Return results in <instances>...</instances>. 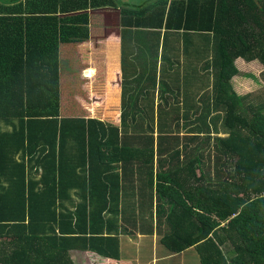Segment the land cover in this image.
<instances>
[{
	"label": "trees",
	"instance_id": "obj_1",
	"mask_svg": "<svg viewBox=\"0 0 264 264\" xmlns=\"http://www.w3.org/2000/svg\"><path fill=\"white\" fill-rule=\"evenodd\" d=\"M2 1L0 264H88V252L128 264L120 253L126 232L118 229L119 164L151 154L153 166L155 131L163 143L164 120L95 117L107 105L85 95L90 82L82 74L93 65L82 53L90 37L100 36L88 29L99 14L106 34L165 30L183 34L185 48L184 38L205 36L215 106L223 97L222 119L172 120V143L187 148L170 152L181 165L157 188V217L138 219L151 220L148 233L156 228L172 254L194 248L200 264H264V90L256 99L230 85L240 73L237 58L264 67V0H155L121 9L115 0ZM68 58L72 64L61 67ZM140 142L153 147L127 149Z\"/></svg>",
	"mask_w": 264,
	"mask_h": 264
},
{
	"label": "crops",
	"instance_id": "obj_2",
	"mask_svg": "<svg viewBox=\"0 0 264 264\" xmlns=\"http://www.w3.org/2000/svg\"><path fill=\"white\" fill-rule=\"evenodd\" d=\"M115 1L118 9H121L142 7L155 0ZM89 21H93L88 26L90 34L92 35L93 29L101 33L95 41L90 37L89 45H84L83 60L93 66H89L83 72L82 82H90L88 91L85 90L87 97L96 102L103 101L102 103L107 105L104 110L98 112L100 115L95 117H109L110 103H116L117 118L120 119L121 115L124 117L125 114L130 124L131 120L135 119L164 120L163 143L158 140L160 137L158 127L155 131L153 166L151 154L144 160L131 158L126 163L119 164V173L122 177L119 214L122 218L118 229L120 232H126L119 238L121 257L128 264H158L161 261L170 263L178 259L185 262L187 253L195 250L194 248L172 254L161 244V237L156 228L154 235L148 233L152 228L151 220L145 218L147 220L140 221L138 217L150 216L152 213L157 217L160 200V192L157 188L167 186L165 178L168 177V173L170 174L171 168L181 165L179 161L171 158L170 152L187 148L185 144L176 147L172 143L171 136L176 134L172 120L224 118L222 96L218 99L219 105L215 106L216 70L203 64L204 43L207 39L198 34L184 38L189 44L184 47L186 63L183 66L181 59L173 56L179 50L178 42L175 43L174 40L178 41L179 36L183 34L169 33L165 30L158 32L122 29L117 33L106 34L105 17L99 14ZM68 47L74 49V52L80 50L77 44H68ZM157 55L160 56V61L158 67H155ZM164 55L170 56L166 65L162 62ZM61 64H63L61 67H65L72 63L68 58L67 61L62 60ZM234 64L240 73L230 80L233 92L240 95L251 94L252 91L249 90L251 84L247 76L252 77V73L248 71L253 68L263 71V65L258 61L247 62L242 58H237ZM243 71H247L246 77L240 78ZM61 82L72 81L62 76ZM262 89L264 86L260 90ZM129 132L137 134L133 125ZM220 132L223 133L221 127ZM180 133L186 136L184 128ZM152 147V144L140 142L129 144L127 149L135 154L139 149L151 150ZM201 147L203 150L202 143ZM152 171H154V187L151 180ZM156 220L157 218L155 224ZM124 253L127 259L124 258ZM84 256L88 264H109L107 258L92 252Z\"/></svg>",
	"mask_w": 264,
	"mask_h": 264
},
{
	"label": "rangeland",
	"instance_id": "obj_3",
	"mask_svg": "<svg viewBox=\"0 0 264 264\" xmlns=\"http://www.w3.org/2000/svg\"><path fill=\"white\" fill-rule=\"evenodd\" d=\"M8 1H10V0H3L2 2L5 3ZM174 42L175 43L178 42L179 50L176 51L173 56H175L177 59H181L182 65L185 66L186 57L184 55L183 41L179 39L178 41L174 40ZM205 47L208 49V51L206 53H204L206 56L204 57V63L203 64H204V66L212 67L213 66L212 42L208 41L204 45V48ZM169 58H170V56L168 57L167 55H164L163 65H166L169 62ZM187 65H188V63H187ZM248 72L252 73V77L249 78V76H247L248 82L251 84V88H249V90L252 91L251 95H254V96L258 95V97H256V99H258L259 96H261V94H259V93H261L260 89L264 86V74L262 75L264 70L258 71V69L253 68ZM246 74H247V71H243V73L240 74V78L246 77ZM262 90H264V89H262ZM251 95L249 96L250 98H251ZM115 106H116V103H110L109 111L111 113L109 114V117L112 119H119V118H117L116 113H115L116 112ZM186 256H187V258L185 257V262H182L181 260L178 259V260L172 261L170 263H166L164 261H161L158 264H200L199 256L195 250L188 252ZM124 258L127 259V256L125 253H124Z\"/></svg>",
	"mask_w": 264,
	"mask_h": 264
}]
</instances>
